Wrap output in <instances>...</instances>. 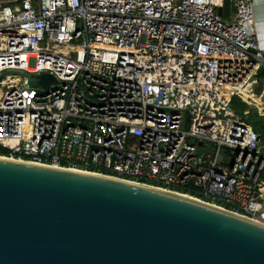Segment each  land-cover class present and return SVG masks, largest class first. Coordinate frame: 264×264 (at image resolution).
Instances as JSON below:
<instances>
[{
	"label": "built area",
	"instance_id": "2783aa9c",
	"mask_svg": "<svg viewBox=\"0 0 264 264\" xmlns=\"http://www.w3.org/2000/svg\"><path fill=\"white\" fill-rule=\"evenodd\" d=\"M230 1L229 18L225 0L0 4V156L264 223L263 138L244 121L264 117V52L253 0ZM44 73L59 84L29 85Z\"/></svg>",
	"mask_w": 264,
	"mask_h": 264
},
{
	"label": "water",
	"instance_id": "95a60500",
	"mask_svg": "<svg viewBox=\"0 0 264 264\" xmlns=\"http://www.w3.org/2000/svg\"><path fill=\"white\" fill-rule=\"evenodd\" d=\"M219 13L229 18L230 0ZM0 264H264V226L148 187L0 159Z\"/></svg>",
	"mask_w": 264,
	"mask_h": 264
},
{
	"label": "rangeland",
	"instance_id": "374dc122",
	"mask_svg": "<svg viewBox=\"0 0 264 264\" xmlns=\"http://www.w3.org/2000/svg\"><path fill=\"white\" fill-rule=\"evenodd\" d=\"M13 1L14 0H0V4H6L8 6H13L14 5ZM16 76H17L16 74H12L11 78H16ZM17 77H22V76L18 75ZM261 92H263L262 87L257 88V93H261ZM232 107L234 110H236V112H238L239 114H242L244 107L239 105L236 100L233 101ZM262 119L263 118L261 116H259L256 113H253V112H252V115L244 117L245 123L252 126L254 129L258 127V125ZM261 148L264 152V140H263V144H262ZM204 151L210 153L211 149H210V147H208L206 150H199L200 153H203Z\"/></svg>",
	"mask_w": 264,
	"mask_h": 264
},
{
	"label": "crops",
	"instance_id": "0c3cea01",
	"mask_svg": "<svg viewBox=\"0 0 264 264\" xmlns=\"http://www.w3.org/2000/svg\"><path fill=\"white\" fill-rule=\"evenodd\" d=\"M253 7L258 45L260 50L264 52V0H253Z\"/></svg>",
	"mask_w": 264,
	"mask_h": 264
},
{
	"label": "bare ground",
	"instance_id": "6f19581e",
	"mask_svg": "<svg viewBox=\"0 0 264 264\" xmlns=\"http://www.w3.org/2000/svg\"><path fill=\"white\" fill-rule=\"evenodd\" d=\"M0 159H5V158H1V157H0ZM10 161H12V160H10ZM65 170H68V171H70V172H74V173H79V174H88V175H93V176L105 177V176H103V175L94 174V173H90V172H85V171H81V170H77V169H73V168H67V169H65ZM108 178H110V179H114V178H111V177H108ZM115 180H117V179H115ZM118 181H120V180H118ZM126 183H129V182H126ZM130 184H134V183H130ZM134 185H137V184H134ZM139 186L146 187V186H144V185H139ZM148 188H150V189H155V190H157V191L166 192V193H171V194H174V195H178V196H181V197H183V198H186V199H189V200H192V201L198 202V203H202V204H204V205H207V206H210V207H214V208H216V209H220V210H222V211H226V210H224L223 208H220L219 206H215V205H213V204H211V203L204 202V201L199 200V199H197V198H194V197H192V196H188V195H184V194H180V193H176V192H171V191H169V190H163V189H161V188H153V187H148ZM235 215H237V214H235ZM239 216H240V215H239ZM240 217L245 218V219H248L247 217H244V216H240ZM248 220H251V219H248ZM251 221H253V220H251ZM254 222H256V223L261 224V225L264 226V223H263V222H259V221H254Z\"/></svg>",
	"mask_w": 264,
	"mask_h": 264
},
{
	"label": "trees",
	"instance_id": "16d2710c",
	"mask_svg": "<svg viewBox=\"0 0 264 264\" xmlns=\"http://www.w3.org/2000/svg\"><path fill=\"white\" fill-rule=\"evenodd\" d=\"M19 1H22V0H19ZM239 104V103H238ZM241 106L244 107V110L245 108L247 109V105L245 104H239ZM263 119L261 120V122L259 123L258 127L255 128V130L262 136L263 140H264V117H262ZM1 155H7V152L6 151H1Z\"/></svg>",
	"mask_w": 264,
	"mask_h": 264
}]
</instances>
